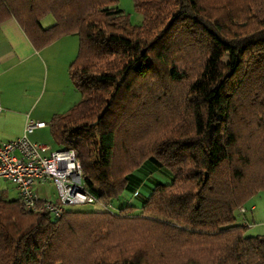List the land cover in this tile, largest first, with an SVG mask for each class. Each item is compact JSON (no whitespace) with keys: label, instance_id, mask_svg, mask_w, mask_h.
Wrapping results in <instances>:
<instances>
[{"label":"trees","instance_id":"16d2710c","mask_svg":"<svg viewBox=\"0 0 264 264\" xmlns=\"http://www.w3.org/2000/svg\"><path fill=\"white\" fill-rule=\"evenodd\" d=\"M118 1L0 0L38 50L78 36L82 98L50 130L104 207L0 190V264H264L236 215L264 191V0H134L141 24ZM125 191L141 204L109 210Z\"/></svg>","mask_w":264,"mask_h":264},{"label":"crops","instance_id":"0c3cea01","mask_svg":"<svg viewBox=\"0 0 264 264\" xmlns=\"http://www.w3.org/2000/svg\"><path fill=\"white\" fill-rule=\"evenodd\" d=\"M70 36H63L38 50L16 19L10 18L0 23V102L3 106V112L0 113V142L23 136L30 122L45 121L47 125L43 128H46L55 114L75 104L72 95L66 91V87L73 85L69 67L75 59L73 55H67L71 51ZM74 99L79 101L77 94ZM48 147L49 152L56 149V146ZM52 184L35 183L41 198L57 200L56 186ZM10 185L15 191V195L10 198L18 199L16 186ZM0 190H6L9 195L8 188Z\"/></svg>","mask_w":264,"mask_h":264},{"label":"built area","instance_id":"2783aa9c","mask_svg":"<svg viewBox=\"0 0 264 264\" xmlns=\"http://www.w3.org/2000/svg\"><path fill=\"white\" fill-rule=\"evenodd\" d=\"M3 106L0 102V113ZM45 121L30 122L23 136L0 142V182L16 186L23 207L45 211L60 218L68 205L94 203L95 198L86 189L82 177V164L74 149H53L32 141L28 136ZM36 182H53L57 200L41 198L35 189ZM247 210L242 207L241 212Z\"/></svg>","mask_w":264,"mask_h":264},{"label":"rangeland","instance_id":"374dc122","mask_svg":"<svg viewBox=\"0 0 264 264\" xmlns=\"http://www.w3.org/2000/svg\"><path fill=\"white\" fill-rule=\"evenodd\" d=\"M117 5L120 8H122L126 14L129 15L130 20L133 24H141L144 22V15L136 9L134 0H119L117 2ZM53 22H54V19L52 16H47L46 18L43 19V25L45 27L53 24ZM68 38H70L69 40H71L72 42L69 45L71 51L67 55L69 57L73 55L72 57L74 59L78 53L79 38L77 35H71ZM66 91L68 92V94L72 95L74 103L77 102V100L74 99L75 94H77V99L79 100L82 97V94L79 91H77V89L73 85L66 87ZM68 103L70 102L68 101ZM28 137H30L31 140L34 139V141L46 144L52 148L56 146V143L50 132V125H48L46 128H43V129H37L35 132L30 134ZM52 185L54 186V184ZM1 188L9 189V195H8L9 198L15 195L13 186L10 185V183L3 181L0 185V189ZM50 188L53 191L54 188L52 186ZM129 203L140 205L141 199L140 197H135L133 194L125 191L119 198L115 199L109 205L108 209L117 211L121 207ZM67 207L73 208V209H85V210H92V209L98 210V209L104 208L99 203L84 204V205H68ZM244 208L247 210L246 214H244L245 212L244 213L241 212L239 209L237 210L236 215H237L238 223H242V224L244 223L248 225L245 234L247 236L264 235V191L259 192L257 195H255L249 201H247L244 205Z\"/></svg>","mask_w":264,"mask_h":264}]
</instances>
